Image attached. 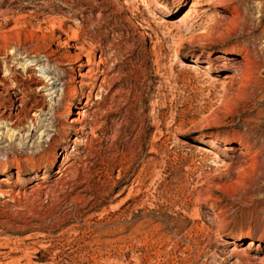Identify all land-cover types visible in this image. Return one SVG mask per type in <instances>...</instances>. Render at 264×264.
<instances>
[{
    "label": "rangeland",
    "instance_id": "obj_1",
    "mask_svg": "<svg viewBox=\"0 0 264 264\" xmlns=\"http://www.w3.org/2000/svg\"><path fill=\"white\" fill-rule=\"evenodd\" d=\"M38 61L0 264H264V0H0V79Z\"/></svg>",
    "mask_w": 264,
    "mask_h": 264
},
{
    "label": "bare ground",
    "instance_id": "obj_2",
    "mask_svg": "<svg viewBox=\"0 0 264 264\" xmlns=\"http://www.w3.org/2000/svg\"><path fill=\"white\" fill-rule=\"evenodd\" d=\"M193 7H195L194 1L191 6L185 10L184 15L190 14ZM4 58L6 59L7 57H2V59ZM40 64L41 61H38L33 65H28L26 67L25 73H17L14 70L11 71L10 83H7L5 79H0V87H2L4 92H6L5 94L11 95L13 93L15 94V92L18 91L21 93L18 98H13L11 96L7 98L5 95H3L2 92H0V123H5V126L10 125L11 128L8 129L9 132H13L15 129H20L21 127L27 128L25 122H29L30 124L36 126L34 115H31V111L33 110L35 111V113H37L38 111L43 110V106L37 102V104H31L30 106L26 107V102L27 100L31 99V95L33 92H37L40 87L42 88V90L44 88H49L50 84L55 85L57 81H60L59 84H64V74L59 73L58 75L51 77L48 81H46L48 76L43 77L41 75H38L37 68L40 66ZM72 69L74 70L75 68ZM9 71L10 70L7 68L6 72ZM52 80H54V82L50 83ZM10 90H14V92H11ZM7 102L9 103V105H7ZM10 137H12V134L10 135ZM256 156L255 158H257ZM8 170L9 169H5V171Z\"/></svg>",
    "mask_w": 264,
    "mask_h": 264
}]
</instances>
